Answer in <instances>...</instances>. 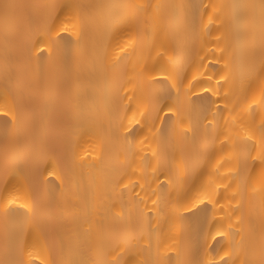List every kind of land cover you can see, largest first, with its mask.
Here are the masks:
<instances>
[{
	"label": "bare ground",
	"instance_id": "obj_1",
	"mask_svg": "<svg viewBox=\"0 0 264 264\" xmlns=\"http://www.w3.org/2000/svg\"><path fill=\"white\" fill-rule=\"evenodd\" d=\"M0 264H264V0H0Z\"/></svg>",
	"mask_w": 264,
	"mask_h": 264
}]
</instances>
